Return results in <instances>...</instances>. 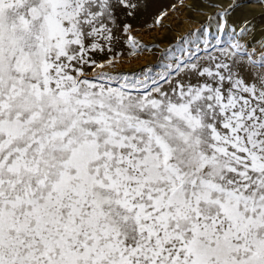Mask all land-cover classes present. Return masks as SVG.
<instances>
[{"label": "snow or ice", "instance_id": "1", "mask_svg": "<svg viewBox=\"0 0 264 264\" xmlns=\"http://www.w3.org/2000/svg\"><path fill=\"white\" fill-rule=\"evenodd\" d=\"M251 2L197 0L179 55L124 71L155 0H0V264H264Z\"/></svg>", "mask_w": 264, "mask_h": 264}, {"label": "rangeland", "instance_id": "2", "mask_svg": "<svg viewBox=\"0 0 264 264\" xmlns=\"http://www.w3.org/2000/svg\"><path fill=\"white\" fill-rule=\"evenodd\" d=\"M155 5L153 13L165 10L168 12L163 21L164 26H153L150 15L134 21L136 36L148 48L136 56H125L120 65L124 71L138 70L149 64L159 65L169 58V52L173 49L175 54L179 55L177 45L180 44L181 38L200 28V22L205 19L204 15L193 10L199 6L197 0H155ZM249 12L254 13L259 20L261 13H264V5L252 0Z\"/></svg>", "mask_w": 264, "mask_h": 264}]
</instances>
